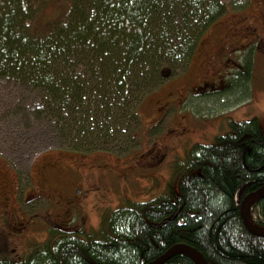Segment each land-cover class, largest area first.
<instances>
[{
  "label": "trees",
  "instance_id": "obj_1",
  "mask_svg": "<svg viewBox=\"0 0 264 264\" xmlns=\"http://www.w3.org/2000/svg\"><path fill=\"white\" fill-rule=\"evenodd\" d=\"M226 11L222 0H0V86L35 94L30 106L17 92L13 108L77 149L116 145L124 118L140 121L134 106L190 65ZM252 66L250 57L226 91L246 89ZM227 127L187 148L161 195L106 212L91 234L50 229L19 256L1 249L0 264H149L179 244L208 264H264V237L247 231L235 202L241 186L240 198L264 189V131L257 119ZM251 216L264 227V199ZM163 264L197 263L176 254Z\"/></svg>",
  "mask_w": 264,
  "mask_h": 264
},
{
  "label": "rangeland",
  "instance_id": "obj_2",
  "mask_svg": "<svg viewBox=\"0 0 264 264\" xmlns=\"http://www.w3.org/2000/svg\"><path fill=\"white\" fill-rule=\"evenodd\" d=\"M222 2L227 11L202 33L190 65L134 106L140 121L125 117L128 135L116 145L77 149L13 108L17 92L30 106L35 94L0 86V221L17 224L16 233L0 224V239L10 234L12 254L50 229L91 234L106 212L161 195L185 150L213 144L229 121L257 119L264 131V0ZM250 57L246 89L227 92Z\"/></svg>",
  "mask_w": 264,
  "mask_h": 264
},
{
  "label": "water",
  "instance_id": "obj_3",
  "mask_svg": "<svg viewBox=\"0 0 264 264\" xmlns=\"http://www.w3.org/2000/svg\"><path fill=\"white\" fill-rule=\"evenodd\" d=\"M242 188L243 186L239 187L236 191L235 202L236 205L239 207L240 216L243 220V224L249 233L255 236L264 237V229L255 227L254 224L251 222V219L249 218V215H251V207L256 204L259 200L264 199V189H260L256 192L250 193L240 199V192ZM176 254H187L192 257L198 264H208L204 256L199 251L184 244L175 245L170 250H168L163 256L149 264H163L165 261H167L169 258Z\"/></svg>",
  "mask_w": 264,
  "mask_h": 264
},
{
  "label": "flooded vegetation",
  "instance_id": "obj_4",
  "mask_svg": "<svg viewBox=\"0 0 264 264\" xmlns=\"http://www.w3.org/2000/svg\"><path fill=\"white\" fill-rule=\"evenodd\" d=\"M224 40V38L222 39V41ZM30 218H32V217H28L27 218V221H30ZM14 220L15 219H11V220H9L5 225H4V223L6 222L5 220L4 221H2L1 222V225H4L5 226V230L6 231H12V232H15L16 233V230H17V228H16V225L17 224H14ZM32 223H33V221H32ZM20 225V224H19ZM29 228H24V231L26 232V231H29L28 230ZM6 235H3V238H1L0 240H1V242H0V248L3 250V251H5L6 250V248L7 247H9V248H11L12 247V245H11V238H9L10 237V234L8 233V232H6L5 233ZM23 235V234H22ZM9 236V237H8ZM15 250V247H13L12 248V251H14ZM2 253H0V258H2ZM6 256V255H5Z\"/></svg>",
  "mask_w": 264,
  "mask_h": 264
}]
</instances>
